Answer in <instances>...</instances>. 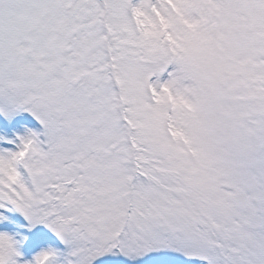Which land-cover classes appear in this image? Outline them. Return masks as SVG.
I'll return each instance as SVG.
<instances>
[{"label":"snow or ice","instance_id":"snow-or-ice-1","mask_svg":"<svg viewBox=\"0 0 264 264\" xmlns=\"http://www.w3.org/2000/svg\"><path fill=\"white\" fill-rule=\"evenodd\" d=\"M0 264H264V0H0Z\"/></svg>","mask_w":264,"mask_h":264}]
</instances>
